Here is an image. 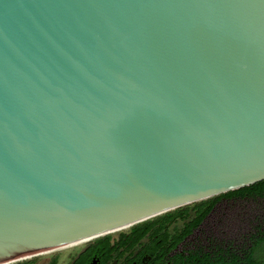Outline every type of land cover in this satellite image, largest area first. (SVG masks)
Segmentation results:
<instances>
[{
  "label": "water",
  "instance_id": "1",
  "mask_svg": "<svg viewBox=\"0 0 264 264\" xmlns=\"http://www.w3.org/2000/svg\"><path fill=\"white\" fill-rule=\"evenodd\" d=\"M264 180V0H0V264Z\"/></svg>",
  "mask_w": 264,
  "mask_h": 264
},
{
  "label": "flooded vegetation",
  "instance_id": "2",
  "mask_svg": "<svg viewBox=\"0 0 264 264\" xmlns=\"http://www.w3.org/2000/svg\"><path fill=\"white\" fill-rule=\"evenodd\" d=\"M243 198L251 197H221L199 219L206 204L149 226L128 227L40 258L6 264H264V222L237 233L233 215L211 214L221 201Z\"/></svg>",
  "mask_w": 264,
  "mask_h": 264
},
{
  "label": "rangeland",
  "instance_id": "3",
  "mask_svg": "<svg viewBox=\"0 0 264 264\" xmlns=\"http://www.w3.org/2000/svg\"><path fill=\"white\" fill-rule=\"evenodd\" d=\"M219 213L230 214V216L233 215L232 217L235 223L233 231L237 233L241 232L242 230L252 229L255 227V223L260 224L261 222H264V198H243L236 200L221 201L211 212L212 216H215ZM212 216L208 218L209 221L211 220ZM117 231L119 230L113 231V234ZM67 248H69V246L64 248L53 249L49 252L47 251L46 253L37 254L26 259L33 257L40 258L54 251H63Z\"/></svg>",
  "mask_w": 264,
  "mask_h": 264
},
{
  "label": "trees",
  "instance_id": "4",
  "mask_svg": "<svg viewBox=\"0 0 264 264\" xmlns=\"http://www.w3.org/2000/svg\"><path fill=\"white\" fill-rule=\"evenodd\" d=\"M221 197H251V198H264V180L255 182L253 184H249L246 186H242L240 188L237 189H233V190H229L223 193H219L217 195L211 196L209 198L206 199H202V200H198L196 202H192L190 204H186V205H182L179 207H176L172 210L166 211L164 213H161L159 215H156L152 218L143 220L141 222L135 223L131 226H129V228H141V227H145V226H149V224L151 222L157 221V220H163V219H170L172 217H174L175 215H184L186 213V210L188 209V207L190 206H199V205H203L206 204L207 206L205 207L204 210L201 211L199 217H197L198 219L200 218L201 215H203L204 213H206L207 211H209L210 207L213 205L214 202H216L218 199H220ZM264 228V226H263ZM107 234H104L103 236H106ZM264 239V237H263Z\"/></svg>",
  "mask_w": 264,
  "mask_h": 264
},
{
  "label": "bare ground",
  "instance_id": "5",
  "mask_svg": "<svg viewBox=\"0 0 264 264\" xmlns=\"http://www.w3.org/2000/svg\"><path fill=\"white\" fill-rule=\"evenodd\" d=\"M121 229H124V228H121ZM120 230V229H119ZM84 241H86V240H84ZM84 241H79V242H76V243H73V244H70V245H67V246H63V247H60V248H64V247H68V246H72V245H77V244H79V243H81V242H84ZM49 252V251H48ZM43 253H46V252H43ZM42 254V253H41ZM1 264H6V263H1Z\"/></svg>",
  "mask_w": 264,
  "mask_h": 264
}]
</instances>
